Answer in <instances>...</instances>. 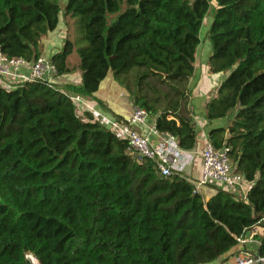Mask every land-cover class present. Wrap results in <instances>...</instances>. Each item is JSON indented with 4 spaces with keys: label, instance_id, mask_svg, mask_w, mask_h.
Masks as SVG:
<instances>
[{
    "label": "trees",
    "instance_id": "16d2710c",
    "mask_svg": "<svg viewBox=\"0 0 264 264\" xmlns=\"http://www.w3.org/2000/svg\"><path fill=\"white\" fill-rule=\"evenodd\" d=\"M212 1L66 0L79 40L48 53L56 74L0 85V264H27V252L42 264H216L236 248L264 258V0ZM212 10L209 70L224 78L204 116L227 125L208 140L229 148L251 184L245 199L222 189L206 199L161 175L69 97L107 112L95 93L112 73L159 132L195 148L189 81ZM61 15L60 0H0V54L36 60ZM74 73L80 82L58 85ZM254 227L257 252L237 240Z\"/></svg>",
    "mask_w": 264,
    "mask_h": 264
},
{
    "label": "built area",
    "instance_id": "2783aa9c",
    "mask_svg": "<svg viewBox=\"0 0 264 264\" xmlns=\"http://www.w3.org/2000/svg\"><path fill=\"white\" fill-rule=\"evenodd\" d=\"M29 65L27 70L22 69ZM56 74L54 65L47 56H39L36 60L27 62L22 59L0 60V85L8 90L16 89L26 83L47 80ZM78 106L79 111L91 113L95 120L109 128L117 135L129 140L130 154L138 160H151L163 176L180 175L190 180L194 192L201 193V189L211 186L225 191L243 190L247 182L244 176L233 168L229 157V148L216 149L209 140L205 141L201 150L196 148L186 150L179 146L176 138L167 133L159 132L155 126L149 124L145 111L135 109L131 123L146 128L141 132L136 128H126V125L116 120L110 113L105 112L94 102L80 96H69ZM159 138V139H158ZM201 160V174L198 179H189L186 170ZM246 196H244L245 199ZM264 222V216L262 218ZM255 233L242 235L237 238L241 245L253 246L256 241ZM27 264H42L35 254H25ZM235 264H264V258L253 254L237 256Z\"/></svg>",
    "mask_w": 264,
    "mask_h": 264
},
{
    "label": "crops",
    "instance_id": "0c3cea01",
    "mask_svg": "<svg viewBox=\"0 0 264 264\" xmlns=\"http://www.w3.org/2000/svg\"><path fill=\"white\" fill-rule=\"evenodd\" d=\"M0 60L3 61L6 59L0 54ZM28 68H29V65L24 66L22 69L27 70ZM197 68H198V64H197V62H195V72H194L193 76L190 78V80L196 76ZM223 78H224V76L220 75V83L223 80ZM68 81H72V82H76V83L80 82L79 74L74 73L72 75L61 76L57 79V83L60 87L63 86L64 84H67ZM218 86H217V88H218ZM95 96L100 101H102V103L106 106V108L108 109V111H107L108 113H110L111 115H113V113L116 115H119L120 117H122V119L130 122V124H125L127 129L137 127V129L141 132L146 131V128L138 127V126H135L133 123H131V119H132V116H133L134 111L136 109V106L133 104L131 97H130L129 93L127 92V90L124 87H122L114 79L112 73L108 74V76L102 81V83L100 84L99 90L95 93ZM208 101L209 100H207L204 103L203 108H202L203 123H201V125H199L197 122V124L201 127V129L199 131H198L195 119H193V118H195V117H193L194 115L192 113L194 111H193V109L191 110L190 106H189V109L191 111V117H193L192 119L195 123L196 131H197V135H198V142H197L196 147H195L198 150H201L204 147L205 141L208 140V133H209L210 129L215 128V127H223V126L227 125L226 119L213 120V121H207L206 120V118L204 116V107ZM94 103L101 107V104H99L97 100L94 101ZM148 118H149V124L152 126H155V117L148 115ZM200 174H201V160L197 159L195 165L186 170L185 175L189 179L194 180V179H198L200 177ZM188 181H190V180H188ZM250 185L251 184L247 183L245 186L246 188L243 189L242 191L239 189H236V190L229 191V193L233 194L235 196H238L240 198H244V196H246V194H247V190H248ZM216 192H217L216 189H214L211 186H207V187H204L201 189V194H203V196L206 199L215 195ZM260 230H261L260 228L254 227V229L251 232L259 233ZM254 245L258 246V242L255 241L253 243L252 248H254ZM239 255H242V254H241L240 250L238 248H236L232 252L228 253V255H226L224 258L217 261L216 264H235V259Z\"/></svg>",
    "mask_w": 264,
    "mask_h": 264
},
{
    "label": "rangeland",
    "instance_id": "374dc122",
    "mask_svg": "<svg viewBox=\"0 0 264 264\" xmlns=\"http://www.w3.org/2000/svg\"><path fill=\"white\" fill-rule=\"evenodd\" d=\"M66 0H60L62 7L61 22L56 32L51 33L44 39V56L49 57L48 53H54L58 48L62 47L67 39L76 43L79 40V34L76 29V18L66 16L64 13V6ZM215 6V0L212 1ZM213 8V7H212ZM213 10L205 17L201 30V43L197 49L196 62L198 64L196 76L189 81V106L194 112L193 119H195L198 131L201 129L199 125L203 123L202 108L207 100H210L216 95L217 86L220 83V75H214L209 70V58L212 53V44L208 37V31L213 21ZM78 55L75 51L71 56L72 63H76ZM227 121V120H226ZM198 122V124H197ZM199 133V132H198ZM242 247V246H240ZM239 250L241 248H238ZM258 246L254 245V252H257Z\"/></svg>",
    "mask_w": 264,
    "mask_h": 264
},
{
    "label": "water",
    "instance_id": "95a60500",
    "mask_svg": "<svg viewBox=\"0 0 264 264\" xmlns=\"http://www.w3.org/2000/svg\"><path fill=\"white\" fill-rule=\"evenodd\" d=\"M168 109V107H166V110Z\"/></svg>",
    "mask_w": 264,
    "mask_h": 264
}]
</instances>
